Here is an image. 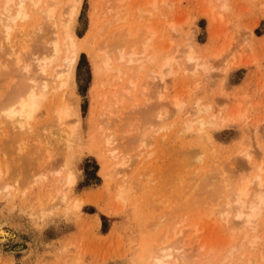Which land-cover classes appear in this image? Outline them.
<instances>
[{"label": "rangeland", "instance_id": "obj_1", "mask_svg": "<svg viewBox=\"0 0 264 264\" xmlns=\"http://www.w3.org/2000/svg\"><path fill=\"white\" fill-rule=\"evenodd\" d=\"M105 1L106 0H81V9L74 25V33L76 37L80 38L81 40L82 39L83 40L87 39L88 41L92 40L90 42L92 45L90 44L89 53L83 51V53L81 52L79 54L78 61L73 71L71 85L57 90L56 92L58 95L56 94V92H53L52 95L49 96L51 98L48 97L44 101V104L42 102L41 105H39V107L37 108V110L31 115V119H29L28 124L30 123L29 125L31 126L32 129L30 128L29 125L25 127V128L28 127L30 128V130L28 128L29 130L28 132H30L28 135L25 129L24 131L21 130L23 132L19 137L17 131H16L17 134H15L13 129L14 127L13 125L15 124H10L9 121H5V119L4 120L2 119L4 116L2 117L1 114H3L4 111L3 109L7 105L6 104L7 100L9 103L11 102L10 104H12L13 101H11V99L9 101V97H12L13 100H15V96L13 95L14 92L19 91L18 89H21V86L19 85L20 84L19 81L21 80V77L19 76L20 79L19 80L18 74L15 73L17 75L16 77V75L14 74V70H12L13 75H15L16 77V81H14L15 79L12 80V77L14 76L11 75L12 74L10 72L11 69L10 70L8 69L9 70L8 71L6 70V68H4L6 71L5 70L2 71L3 68H1L0 66L1 68L0 106L3 107L5 105L2 109L0 108L2 110L1 111L2 113H0V118L2 117L0 119V123H1L0 126H2L1 127L2 129H0V168H1L0 177L3 176L2 178H0V182H1L0 183V224L4 230H6L8 233L11 234L10 236L4 238L6 239V241H1L2 239L0 237V264H133L132 261L133 258L136 257L139 250L141 248H144L146 242H148L147 238H149V234L153 233V235L151 234L150 235L155 236V233L157 234V232H160L162 230L161 227L164 228L165 225H170L163 222V220H165V217L167 218L166 221L168 220V223L173 221L172 219H169L168 218L169 215L168 214L165 215V213L173 212L174 215L172 213L170 217L172 218V216H176L175 214L177 212L175 213V211H177V209H179L178 212H180V210L183 209V211H181V215H178L179 214L178 213L177 214L178 217L175 218L173 217V219H175V222H177L176 220L179 219H180L179 221H182L181 218L185 212L184 211L185 208L186 209L188 208V212L187 211L186 212L189 213V214L185 213L184 214L185 217L183 216L186 219V222L193 221L194 219H196V221L197 219L198 220L201 219L202 221L204 220V222H206V225L204 224V226L206 227L204 228L205 229L204 235H206V237L209 238V240L211 241L210 242L211 247L214 250L212 251L213 254L211 253L212 254L211 262L214 260L216 261L215 264L217 263V261L219 264L225 258L226 260L225 261L223 260V264L228 263V260L230 262L229 264H234L235 261L236 263H238L237 260H239L241 256V261H242L241 264H245L247 259H252L250 264H263L264 260L263 262L260 261L262 259H260L261 256L260 258L258 257L259 256L258 254H259V249L264 248V233H263L264 206L261 208V211L257 216V218L255 219L254 224L252 223L248 225L247 224L243 225L242 223H245L243 222L244 221L243 219H240V221L237 223V219L235 221L233 215H230L232 214L231 210L234 207H232V209L229 210L228 214L230 218H228V216L227 218L225 217L226 216L225 213L227 214L228 209H226L227 208L226 206L223 207L224 202L223 204H221L222 206L219 203L215 205L220 206L219 208L223 209V211L227 210L226 212L222 213L221 212L222 210L218 209L217 207L215 208L214 207L215 205L213 206L214 202L210 201V199L214 197V195L219 193H217V191L216 193H213L215 191L212 188L211 189L213 191H209L210 188L209 189L207 188L208 190L207 192L205 188L206 186H208L207 182L208 184L212 183V181L215 183L213 179L217 174L219 175L220 168L217 169V167H220L219 166L220 162L221 161L227 162L229 159H231L232 162V158L238 159L239 157L238 154L243 155L244 153H249L251 155V161L250 162L245 161L246 162L245 165L248 167L247 169L245 170L241 169V167H239V165L237 166V164L235 167H233L235 163H238V161L240 160L241 163L240 162L239 163L243 165V161L245 157H243V159L241 157L238 160L236 159V162L233 159L234 161L233 165L232 163L230 164L229 162L230 169L229 168L227 169L226 167L227 165L224 166L225 163L221 162L222 164H224L223 165L224 168H222L223 166L221 165L222 166L221 171L228 170L227 172L234 173L233 171L237 170L236 173H234L236 175L234 174L230 175V176L233 175L236 176L235 178H233L232 184L237 183L236 181L240 179L239 176H241L242 179L243 177L246 178L247 176L249 178L250 176L251 178H253L256 174H258V171L256 169L257 166H261V164L262 166H264L263 163L264 162L263 161L264 160V0H224L226 2L224 4H226L225 6H227L226 9L229 8V10L223 8L222 9L223 11L220 9L221 6L219 7L221 0L219 1L209 0L210 2L208 0H179V2H177L176 0H166V5L158 4L160 3V0H158L159 2L156 3L157 7H155V9H151L149 5L148 7L150 9H147V7H145L147 6L146 4L147 2L145 0L142 1L146 2L145 3L146 5L140 7L139 5L142 4V2H140L141 0L140 1L121 0L123 4L120 1L121 3L120 7L118 6L119 2L113 3L114 1H112L111 3L112 4L117 3L116 4L117 6L115 7H119L120 9L121 8L123 9L124 6L126 5L125 7L127 8V10L125 9L126 12H123L124 9L123 10L121 9L122 10L121 12L123 13H120L121 15L120 14L119 15L122 17H125L127 14L128 15L125 17V20H123L124 22L119 21V23H113V25H110V27L107 26V28L105 26V28L103 27L105 29L104 30L103 28H101V25L104 23L106 19H108L113 14V12H109L108 14L106 13L103 14ZM136 2L138 5L135 4ZM136 7H138V11H136L137 13L135 12ZM140 9L144 11L146 10L145 12H147L148 10V13L147 14L145 13L146 17L145 14L142 13L143 17L139 18ZM151 10L153 11L155 10V11L153 12ZM204 12H206V14ZM133 14L135 16H132ZM137 14L139 15L136 17ZM148 14L151 17L149 16L148 18L147 17ZM144 17L145 19H143ZM210 18L213 20L211 21ZM136 19L137 21H140V24H137L138 22L136 21ZM146 19H148L149 23L146 22L147 21ZM185 19H187L186 20L187 22L184 21ZM168 20L169 22L173 21L174 23L176 21L178 22L182 21L181 23L185 22L184 24H180L177 22L181 26L178 25L180 26L179 29L180 32L179 30L175 32V36L174 33H172V31H169V29H167L168 27H166V31H164L165 30L164 27L167 25ZM135 21L138 27L135 24ZM142 21L143 23L146 22V24H143ZM129 22L131 23V26ZM156 23L157 24L161 23V24L160 26H158ZM32 24L29 25L31 26ZM104 24L106 25V22ZM125 24L127 26L129 25L126 28L129 29L131 32L132 30L135 31L137 28L140 27L139 29H137L136 34L140 32L138 30H140L142 27H144L142 28V30L143 29L144 30L148 29L149 31L156 30L155 31L156 34L155 32L152 31L154 36L152 39V46L154 48L155 47L161 48L160 45L162 46L163 44L166 45L167 44L166 41H168L169 42L168 47L166 46L165 48L166 53L163 51L164 47L161 48L163 49L162 54L164 55L165 53V55H168L171 54L170 52L172 50H174L172 55L176 56V60L178 59L180 61H176V63L175 62L172 63L168 75H166L167 72H164L163 70L164 74L165 73L166 74L162 78V80L152 78L151 76L152 72L150 73L151 77L148 74H146L148 73L146 71L138 72V70L135 69L136 66L135 64L132 67L133 70H129L128 66H126L129 72H127V74L124 75V78L122 76V81H119V84L121 85L123 81L132 79V81H134V83L136 84V87L132 89L131 92L132 94L129 95V97L132 98L126 96L128 98L126 99L127 101L130 102L133 101L132 102L133 108L130 107L129 110L128 108L132 103L129 104V102L126 101L125 102L127 105L124 107L127 109V112L131 113L132 109L135 108L133 111L137 109L139 110L140 113L143 112V115L142 113L140 114L138 111L136 112H138L139 114L136 112L134 113L132 111L134 115L133 113L132 115H130L129 113L130 115V116L128 115L130 117L129 118L127 115L124 116L122 111L117 112L119 118L115 121L116 123L114 122L113 119V126H114L113 127L111 125L112 120L110 121L111 123L108 122L109 118L113 116V114L110 115L109 117H101L102 119L101 121L100 120L101 114L99 112L102 111L104 112L105 106L107 105L104 104L105 102L107 103V101L105 100H108V98H110V96L107 97L108 94L111 95V93L113 94V92L116 93L115 90H117L118 92L119 87L123 86V84L125 83H123L120 86L116 81L117 79L115 80L112 78L115 74L114 71H112L113 73L109 72L105 74L98 73L95 71V65L97 66L99 64V59H96L98 57L96 53L94 54V52L97 51H94V49H96V47L99 46L97 45V41L99 38L104 40L107 38V35H110L111 32L109 31L113 30L111 28L116 29L121 26H126ZM29 25L28 28L30 27ZM99 28L100 30L103 29L104 32L103 30L98 32L97 30H99ZM124 28L125 27H122V29ZM162 31L163 34L161 33ZM92 32H94V34ZM96 32H98L99 34L101 33L99 35V38L97 37L98 34L95 35ZM102 32L105 34L103 35ZM160 33L162 34L161 36ZM139 34L142 35V33H138L137 35L139 36ZM157 35L159 37L158 38L159 40L156 39ZM183 35H186L185 38L183 37ZM187 39L189 40V43L186 42ZM175 40H176V46L174 43ZM161 41L162 44H160ZM183 41L188 44L183 43V47L184 46L185 47L182 48V50L187 48V45L191 44V46H193L195 50L199 52L197 53L200 56L203 54L201 58H204L206 62L209 60V58L210 59L213 58L207 56L208 55L210 56V54H214L215 52H218L217 51L218 49L221 50L223 54L218 60L215 59V61L211 62L210 60V62L209 61L207 62L208 71L206 70V72L203 71L204 73H201L199 69L193 72V70L191 71L190 65L189 64L186 65L187 63H185V61L182 60L184 59L183 57L185 56V55L184 56L182 55L183 57L181 56V53L183 51L180 53L179 51L181 50L178 49L177 47V44L182 45ZM100 42L98 44H100ZM169 45L170 48L172 47L173 49L171 48L170 50ZM127 46H129V44ZM138 47L139 46L137 45L136 48ZM174 47H177L176 49H178L179 51L175 52ZM206 47L208 49H206ZM222 48L225 51H223ZM226 49H228L232 53L227 51ZM182 62L185 63L184 67H183L184 63L182 64ZM239 62L241 66L239 65ZM236 64L237 66L238 65L239 66L236 67L235 66ZM186 67L188 68L190 67L189 68L190 71ZM123 68H125V65L123 66ZM165 69H166L165 71H168L167 68ZM132 71L136 74L134 75L133 73L131 74ZM7 72H9L11 75V76L8 75L7 76L8 78L4 77V74ZM145 74L151 79L144 76ZM135 75H138V77L141 75L142 76L141 79H144L142 80L144 81V83L142 81H139L140 78L138 77H137L138 80L135 81L136 80ZM157 76L155 77L157 78ZM133 77H135V80ZM2 78L4 79L2 80ZM111 79H113L114 83L112 82ZM149 80L150 81L153 80V82L151 81L147 87V85H145L147 84L145 83V81L148 82ZM158 81L162 83H159ZM139 82H141V84H138ZM16 83H19L16 85L17 87H13L14 86L13 84ZM115 83H117L118 88L114 87L117 86ZM144 85L147 88H145ZM113 87L115 88V90H113L114 89ZM139 88H141L140 93H139ZM14 89L15 91L11 94L12 96L9 95ZM142 89L145 91L146 94L142 92ZM188 90H191L192 92L189 91L190 92L189 94ZM157 92L159 93V95L160 94L163 95V96L160 95V99ZM16 93L17 92H15V95ZM62 94L69 99L72 100L75 99L74 101H76L79 110V124L75 130V134L77 137L75 140V145L73 146L72 149V151L75 152L74 153L72 152V156H71L72 170H74L73 172L76 179L74 185L67 187L68 189L65 188L67 189V193H66L67 196L65 197L64 200L60 201L61 199L59 198V196H57L58 194L56 193V191L59 190L63 191L65 187V183H66L64 180L65 168H63L64 169L63 170L62 168L59 167H62L64 165V164L62 165L61 162L65 163V159H63V156L64 153L66 155V152H65V148H64V153L62 151L63 148L61 149L62 146H60V144L62 140H60L61 136L59 137L61 133H59L57 129L58 127L56 125L54 118H53L54 123L52 122L51 115L53 114L49 111V109L52 110L51 108L56 104V101L58 102L62 98L61 96ZM104 94H107V96H105L104 100H101V97L103 99L102 95ZM139 94H143L144 96L143 95L142 96L146 98L145 102L149 103V104L147 103L149 106L146 105L147 106L146 108L144 106L143 108L141 107L142 105L140 104L141 103L143 104V100L141 101L140 98L143 97L142 96L140 97ZM5 95H8L7 96L8 98L5 97ZM154 98L158 100H155ZM174 98H176L175 100L179 101L180 104L182 103L181 106L183 108H181V112L185 111L187 108L188 109L191 108L192 112L197 111L196 113H193L194 114L193 117L195 118V121L192 119L193 118L192 116H191L192 117L191 121H193V123H191L190 121L191 126L193 127L192 128L193 134L192 133L191 135L190 134L188 135L187 133L184 134V137L189 136L186 139L182 137L183 133L180 131V129H178L180 127L181 112L177 113V111H175V108L170 106L172 104L170 101L172 100L173 102ZM49 99L52 100L50 101ZM135 100L137 106H135L136 104H134ZM145 102L143 105L146 104ZM1 103H3V106ZM50 103H55V104L54 105L51 104L53 106H51L50 108L49 107ZM168 103L170 105H168ZM44 107L46 108V110ZM125 108H120V109L123 110L125 113L126 112ZM146 109L150 111L148 112ZM173 109L176 113H174V111L172 112ZM126 116L130 120H128ZM124 118H126L128 121L124 120ZM218 118L221 119L218 120ZM103 119H106L107 120L106 122L108 123H105ZM209 122L212 124L209 125ZM46 123H50L49 125L47 124L49 127H46L47 126L45 125ZM99 125L100 128H98ZM107 125H111L110 127L112 128L110 127L108 128ZM203 125L204 127H201ZM15 126L18 125L16 124ZM52 126H54L55 129L52 128ZM105 127H107L106 129H108V131L105 129ZM47 128H49L50 131L46 130ZM195 128L203 129V131H200L199 129H195ZM51 129H54L52 130L54 132H52ZM196 130L198 133L196 132L195 134L194 132ZM45 131L48 134H45ZM110 131L113 134L111 137L114 136V138H116L114 139L116 140L114 141L115 142L114 145L111 144L112 148L114 147L116 148L115 152L116 153L118 152L117 154L115 153L116 160L111 159L110 157H106L108 156V154L107 153L105 154L106 151L104 150L110 147H107L104 144V142H102L106 139L105 134L107 135L110 134L111 133ZM18 132H20L19 129ZM180 132L182 135L180 134ZM22 134L24 135L23 138H21ZM57 135L58 138H56ZM17 137H19L18 138L19 142L17 140ZM39 137L40 138L48 137L47 138L48 141H51L50 139L51 137L52 138L54 137L55 139L53 138L51 144H49L50 142L49 143L46 142L47 143L46 144L45 141L44 140L41 141ZM104 137L105 139L103 140ZM108 137H110V135ZM108 137L107 139H109ZM6 139L7 141H5ZM35 139L36 141H39V143H43L42 145L44 147L45 146L47 147L48 145L49 148L47 147L48 148L47 149L45 147L46 149H44V147L41 145L43 148L38 147V149H36L37 145L35 144H38V142H36ZM57 139H59L60 141H58ZM9 140L10 142H8ZM14 141H17V143ZM20 141H23L24 143ZM55 141L56 143L59 144L60 149H57L58 144H56ZM184 142H186L188 145V147H186L185 149L183 147L184 145L185 146L187 145ZM52 143L55 145H52ZM87 145L90 149L89 148L87 149L86 147ZM21 146H22V150L19 149L21 148ZM55 146L56 148H53ZM196 146H197V150H196L197 155L195 154V151L193 152V148L196 149ZM100 148H102L103 150ZM188 148L190 149L192 148L191 151L194 154L192 156L202 157L203 160L200 158V160L202 161H199L196 159V157L193 158L192 156H190L192 153L189 154L190 149L188 150ZM200 148L203 150L201 151ZM39 149L40 151H37ZM199 149L200 152L203 153L204 151L205 154H201L202 156L199 155L200 154V152L198 151ZM17 150L19 152H17ZM58 150L62 152L60 153ZM183 150L185 152L186 150L187 152L189 151V153H187L186 156H188L189 154V158H191V160L193 159V161L194 159H196L197 163L195 164V162H191V160L186 163V156H184L185 152ZM47 151L49 152V156H50V157L48 156L49 158H47V156L45 157L46 154L45 152ZM77 151L79 152V154ZM41 152H44L45 154ZM52 152L56 155H53ZM180 152L183 154V156H181L182 154ZM33 153L34 154L38 153V155H34ZM206 153L208 154L206 155ZM41 154H43V156ZM51 154L53 157L51 156ZM38 156H41L42 158ZM60 156L62 157L60 158ZM189 158H187V160H189ZM177 159L181 161L178 163ZM1 161L3 162V164ZM120 161L121 162L123 161V164L125 165H121V166L117 165V163ZM198 161L200 162L201 165L198 164ZM203 161H204V165H203ZM184 162L186 166H189L187 164H191V163L194 164H191L192 167L190 166L191 168L188 167V169L184 167L185 165H183L181 168L179 165H177L179 168L177 169L175 168L176 164L181 165L184 164ZM212 162L214 163L218 162V164H216V168H214L215 165L213 166L214 163L212 164ZM259 162H261V164ZM114 164L117 165L116 166L117 168L114 167L115 166ZM202 165L204 167H202ZM245 165L243 167H245ZM194 166H195L194 169L196 168L199 169L195 170L196 173L194 172L192 174L193 176L196 175L195 177H197L198 179H199L198 176L199 173L202 175L203 173H211V174H208L207 177H203L206 175L205 174L202 176L203 178L200 177L199 180H196L195 177H189V173L192 172L190 170H193ZM212 167L215 170L212 169ZM231 167L233 169L235 168V170H232ZM236 167L237 168L239 167L240 169H237ZM182 168L183 169L185 168L186 170L183 171ZM57 169H59L58 175L56 174ZM110 169H112L113 171ZM216 169L218 172L217 174H216ZM179 170L180 171L182 170L181 171L182 173H180ZM202 170L203 171L212 170V171L202 172ZM117 171L119 172L118 176H117L118 174ZM177 171L178 174H175ZM177 175H180L179 177L182 178V180L180 178L181 180L180 182L179 181L177 182L176 181L177 179H175L178 177ZM210 175L211 176L214 175L211 178L212 180L209 179ZM188 177L191 180L194 178L192 182L196 183V181H198L197 183L199 184L201 182L206 183V186L204 185L201 186V184L198 185V187L201 186L200 190L196 186L197 183L196 185L195 183H192V185L194 184L193 186H195V188L196 187L198 188L199 192L196 191L197 189L193 191V187H192V192H191L192 194L191 193L190 195L188 194L190 196L189 197L190 199L188 198V196H186V198L189 199L186 200L188 201V203H190L191 201L192 203H194L193 201H195L194 205H191L192 203L188 204L187 201L186 203H184L185 200L183 199L185 197L182 199L183 203L182 200L179 201L180 199L177 198L180 197L179 193L181 192L182 188L183 190H186L188 188L187 185H189V187L192 186L191 182L188 184L190 180ZM261 177L264 178V173H261ZM59 179L62 182H60ZM125 179H127V181ZM145 179H147V181L149 182H147ZM217 179L218 177L216 176L215 180ZM185 181L187 183H185ZM219 181L221 182L220 179L216 182L219 183ZM124 183H126L125 184L126 188L123 189V187H121L120 190L119 189L120 185L124 186ZM183 184L185 185L187 184V185L185 186ZM220 184H216V185H220ZM172 185L173 187L175 186V188H173ZM203 186H204L203 188L204 190H202ZM185 187L187 188L184 189ZM212 187H215L213 183H212ZM183 190H182V194L184 196L185 193H183L184 192ZM217 190L218 192L221 191L220 193H222L224 189L221 187V190H219L218 188ZM186 191H188V189ZM117 192H119L118 194L119 195L121 194V196L117 195ZM196 192L197 195L194 196ZM224 194H226L225 191L222 194H219L220 196L218 197L220 198L222 196H225ZM50 196L52 198L56 197L54 199L55 202H60V204H62L63 202V204L65 205L62 204L63 206L59 207L60 205L58 204L57 207L54 201H52L54 203V207L53 205L52 206L50 205V208L48 207L46 210V208H44L47 205L45 202H47L48 199L47 197ZM117 196L122 198H119ZM180 198H182V195ZM38 199H40L39 200L40 204L36 203L38 202L37 201ZM42 199L45 201H43ZM165 199L166 201H169V203L167 202L164 203ZM204 199L206 201H202ZM214 199L212 198V200ZM223 199L222 198L218 200L215 199V202L217 203L219 201L221 203L220 200L224 201L225 199L224 200ZM49 201L50 200L48 199V202ZM197 202H199L200 205ZM210 202L211 203L213 202L212 205H210L211 204ZM73 203L74 205H77V209L72 205ZM38 204L40 209L38 207ZM179 204L181 206H179ZM207 204L210 206V208L212 206L213 209L215 208L214 210H212L214 212L213 213L214 216L213 217L210 216L213 215L210 213L209 217L203 216L201 218V216L199 215L202 214L201 212L203 208H204V214L208 212L207 209H209L208 208L209 206L207 207ZM196 205H199L202 208H200L199 206L197 207ZM189 206L190 207L193 206L194 209L190 208L193 209L192 210L193 213L190 212ZM116 208H119L120 210L115 212L114 210ZM41 209L43 210V213ZM65 209H67L65 211L66 213H64ZM173 209L175 211H173ZM217 209L220 210L219 212L221 213V215H224L223 217L226 218V221L225 219L223 221V217L222 216L220 217L219 216L220 214L215 212L218 211ZM196 210L198 211L199 214L197 213ZM205 210L207 212H205ZM161 211L162 213L166 211L163 214V216L165 217H162L163 223L161 222V220L159 222L160 219L159 216L161 214L160 213ZM41 214L44 215L43 218ZM149 215L151 218L148 217ZM155 215L156 216L158 215L159 219L156 217L158 219L156 220L159 222V223L157 222L158 225H161L158 226L157 230H156L157 225H155L156 222L155 224H153L152 221H154V219L151 220L152 218L155 217ZM189 215H191L190 217L192 218H189ZM231 216L234 219H231ZM207 219L209 221V224H207L208 222ZM230 219L233 224H230L231 223ZM148 221L149 224L152 225L151 226L147 224L148 227L150 226L151 229H153L152 227L156 226L155 230H153L150 233H148L150 231L149 228L145 229L144 227H146V225L142 224L144 222L147 223ZM183 221L185 220L183 219ZM236 224L237 225L242 224V226H237ZM243 226L244 228H242ZM231 228H234V230ZM237 228H239L238 231ZM249 228L250 229L256 228V231L254 230L250 231ZM115 231L117 232L119 237L118 235H116ZM120 233L122 234V237ZM145 235L146 236L148 235L146 240L143 239L144 237H146ZM229 235L233 237L234 242L232 241V239L231 240L229 239L230 237L228 238ZM244 235L246 236L245 239L246 241L243 238ZM227 238L229 239V241H231L229 243L230 245H232V248L239 247V249H237L239 253L235 250L234 252L233 250L230 251V245L226 246L224 244L225 242L228 241ZM256 238L259 240V241L256 240L255 242L256 245L254 244L251 247L249 244H247L248 241H250V239L253 240ZM140 241L142 245L141 247H138L140 246L138 244H141ZM236 245L238 246L236 247ZM135 247H137L138 249H136ZM225 247L226 248L229 247L228 248L229 250L225 249ZM225 250L227 251L226 255L224 254V252H226ZM125 251L126 253H124ZM127 251L129 252V254ZM230 252H231L230 255H232V257L228 255V253ZM130 253L132 254L130 255ZM222 254L224 255L222 256ZM262 255L264 257V253H262ZM229 257L231 259H229ZM258 259L260 260L258 261Z\"/></svg>", "mask_w": 264, "mask_h": 264}, {"label": "bare ground", "instance_id": "obj_2", "mask_svg": "<svg viewBox=\"0 0 264 264\" xmlns=\"http://www.w3.org/2000/svg\"><path fill=\"white\" fill-rule=\"evenodd\" d=\"M112 1H114L113 3H115V2H119L118 4V6L120 7V4L122 3L123 4V0L121 1V0H106L105 1V6H104V12H103V14H108L109 12H113V14L112 13H110V14H112L108 19H106L105 21H104V23L106 22V25L103 23L102 25H101V28H105V26H106V28H107V26H109L110 27V25H113V23H119V21H123V20H125V17L128 15H126L125 17H122V16H120L121 14L120 13H123V12H126V10H127V8H125L126 7V5L124 6V11L123 12H121L122 10L119 8V7H115V6H117L116 4H112L111 2ZM120 1H121V3H120ZM126 1H128V0H126ZM140 1V0H139ZM144 1V0H143ZM142 0L140 1V2H142V4L141 5H139V7L140 6H145L146 4H147V6H145V7H147V9H155V7H157L156 6V3H158L159 1L157 0V1H155V0H145L146 2H143ZM177 2H179V0H176ZM209 1V0H208ZM219 1V0H218ZM125 2V1H124ZM138 2V1H137ZM137 2L135 3L136 5H138L137 4ZM210 2V1H209ZM139 3V2H138ZM146 3V4H145ZM224 3H226L224 0L222 1L221 0V2H220V5H219V7L221 6V10L223 9V8H225L226 9V7L227 6H225L226 4H224ZM158 4H163V5H166V0H160V3H158ZM148 5H149V7H148ZM159 6V5H158ZM122 7V6H121ZM134 7V6H133ZM135 8V7H134ZM80 9H81V0H0V56H2V57H0V63H1V68H3V70L2 71H4L5 69L4 68H6V70H10L11 69V75H13V72H12V70H14V74L16 73V74H18V79H19V76L21 77V80L19 81V83H16V84H13L14 86L13 87H17L16 85L17 84H19L20 86H21V89H18L19 91H15V89L14 90H12V92L9 94V95H11L14 91L15 92H17L16 93V95H15V92H14V96H15V100H13V98L12 97H9V101H10V99H11V101H13L12 102V104H10L9 102H8V100H7V105H8V103H9V105H8V107H7V105L4 107L3 106V103H1L2 104V106L4 107V111H3V114H1V116L3 117H1L3 120L5 119V121H9V123L10 124H17L18 126H15V125H13L14 127H13V129H14V132H15V134H19V137H20V135H21V133L25 130L26 132H27V135L30 133V132H28L29 130H30V128H31V126L28 124V122H29V119H31V115L37 110V108L39 107V105H41V103L43 102V104H44V101L49 97V96H51L52 95V93L53 92H56L57 90H59V89H61V88H63V87H66V86H69V85H71V83H72V76H73V71H74V68H75V65H76V63H77V61H78V58H79V54L82 52L83 53V51H86L87 53H89V49H90V42L92 41H88L87 39H85V40H81L80 38H77L76 37V35H75V33H74V25H75V22H76V19H77V17H78V15H79V13H80ZM126 9V10H125ZM129 9V8H128ZM131 9V8H130ZM224 9V10H225ZM228 10H229V8H227ZM226 9V10H227ZM136 11H138V7H136V9H135V12ZM142 11V12H141ZM144 10H139V12H140V15L139 14H137L136 15V17L139 15V18H142L143 17V14H147L148 13V10H147V12H143ZM151 11H153V10H151ZM155 11V10H154ZM153 11V12H154ZM223 11V10H222ZM128 13V12H127ZM137 13V12H136ZM143 13V14H142ZM205 14H206V12H204ZM120 14V15H119ZM142 14V15H141ZM146 14H145V17H146ZM151 14V13H150ZM203 14V13H202ZM132 16H135L134 14L132 15ZM149 14H148V18H149ZM153 16V15H152ZM155 16V15H154ZM211 16V15H210ZM220 16V15H219ZM145 17L143 18V19H145ZM151 17V16H150ZM221 17V16H220ZM219 17V18H220ZM128 18V17H127ZM126 18V19H127ZM133 18V17H132ZM164 18H165V16H164ZM194 18V17H193ZM142 19V20H143ZM211 19V18H210ZM135 20V19H134ZM147 20V21H146ZM146 20H144V21H146V22H148V19H146ZM187 19H185L184 21L185 22H187L186 21ZM192 20V19H191ZM213 19H211V21H212ZM136 21H137V19H136ZM136 21H135V24H136ZM165 21H167V20H165ZM175 21V20H174ZM124 22V21H123ZM138 23L137 24H140V21H137ZM146 22L145 23H143V21H142V23L143 24H146ZM173 22V21H172ZM169 22V20H168V22H167V25L164 27L165 28V30L164 31H166V27H168L167 29H169V31H172V33H174V36H175V32H177L179 29H180V24H184L185 22H183V23H181V22H178V21H176L175 23L173 22ZM180 23V24H178V23ZM33 23V24H32ZM130 23V22H129ZM149 23V22H148ZM148 23H147V25H148ZM165 23V22H164ZM29 24H32L31 26L29 25ZM136 24V25H137ZM143 24H141V25H143ZM153 24V23H152ZM157 24V23H156ZM161 24V23H160ZM160 24H157L158 26H160ZM28 25L30 26L29 28H28ZM104 25V26H103ZM126 25V24H125ZM136 25H135V28H136ZM163 25V24H162ZM178 25H180V26H178ZM118 26V25H117ZM129 26V25H128ZM127 25L126 26H121V27H118V28H116V29H114V28H111V29H113L112 31H109V32H111L110 33V35H107V38L106 39H104V40H102V39H100L99 38V35L101 34H99L98 32H100L101 30H103V29H101L100 30V28H99V30H97L98 32H96L95 33V35L96 34H98V41L100 40V41H102V42H100V44H98L99 42L97 41V45H99L98 47H96V46H94V47H96V49H94V51H97V52H94V54L96 53V55H97V57L98 58H96V59H99V64L96 66L95 65V71L96 72H98V73H109V72H111V73H113L112 71H114L115 72V74H114V76L112 77L113 79H117L116 81L118 82V84H119V81H122V76H123V78H124V75L125 74H127V72H129V70H133V65L135 64L136 66H135V69H137L138 70V72H143V71H146V72H148V73H146V74H148L149 76H150V73L152 72V78H154V79H160V80H162V78L165 76V74H164V72H167V74L166 75H168L169 74V70L171 69V65H172V63L173 62H175L176 63V61H180V60H176V56H173L172 55V53L174 52V50H172L170 53L171 54H168V55H165V53H166V51H165V48H166V46L168 47V41H166V45H164L163 44V46L162 45H160V44H162V41H161V43L159 44L160 45V47L161 48H163L164 47V50L163 49H161V48H157V47H155V48H157V49H155L153 46H152V39H153V33H152V31L153 32H155L154 30H151L150 28V30L151 31H149L147 28H145V29H147V30H142V28H144V27H142L140 30H138V31H140V32H138V33H142V35L141 34H139V36H141V37H139L137 34H136V31H137V29H139V28H137L135 31H133L132 30V32L129 30V29H127L126 27H128ZM130 26H131V23H130ZM108 27V28H109ZM122 27H125L124 29H122ZM134 27V26H133ZM137 27H138V25H137ZM162 27V26H161ZM96 28V27H95ZM182 28V27H181ZM110 29V28H109ZM133 29V28H132ZM163 29V28H162ZM105 30V29H104ZM104 30H103V32H104ZM142 30V31H141ZM159 30V29H158ZM190 31V30H189ZM90 32V31H89ZM102 32V33H103ZM179 32H180V30H179ZM93 34H94V32H92ZM162 34H163V31L161 32ZM160 33V36L162 35ZM188 33V32H187ZM187 33H185V34H187ZM90 34V33H89ZM105 33H103V35H104ZM109 34V33H108ZM136 34V35H135ZM155 34H156V32H155ZM159 35V34H158ZM158 35H157V38L156 39H158L159 37H158ZM190 35H192V34H190ZM87 36V35H86ZM90 36V35H89ZM136 36H138V37H136ZM185 36L186 35H183V37L185 38ZM94 37V36H93ZM101 37V36H100ZM190 37V36H189ZM92 38V37H91ZM161 38V37H160ZM191 38V37H190ZM189 38V39H190ZM88 39H89V37H88ZM93 39V38H92ZM97 39V38H96ZM163 39V38H162ZM183 39V38H182ZM159 40V39H158ZM167 40H168V38H167ZM96 41V40H95ZM157 41V40H156ZM164 41V40H163ZM171 41H172V39H171ZM170 41V42H171ZM186 42H188L189 43V40L187 39L186 40ZM186 42H182V45H179V44H177V47H178V49H180L181 51H179L178 49H176L177 47H174V49H175V52L177 51H179L180 53L182 52V53H184V54H182L181 53V56L183 55H185L183 58L184 59H182V60H184L185 61V63H187L186 65H190V67H191V71L193 70V72H195V71H197V70H199V71H201V73H204V72H206V70H207V68H208V61L210 62V60H211V62L212 61H215V59L216 60H218L220 57H221V55L223 54L222 53V51L221 50H217L218 52H215L214 54H210V56L208 55L207 57H213V58H209V60L208 59H206V60H208L207 62L204 60V58H201V56L203 55H199L198 53V51H196L195 50V48L193 47V46H191V44L190 45H187V48H185V49H183L182 50V48H184L183 47V43L185 44ZM93 43V42H92ZM96 43V42H95ZM172 43V42H171ZM175 46H176V40H175ZM188 43H186V44H188ZM194 43V42H193ZM129 44V46H127ZM92 45V44H91ZM96 45V44H95ZM139 46L138 48H136V46ZM159 45H157V46H159ZM171 45V44H170ZM170 45H169V48H170ZM172 45H174V44H172ZM194 45V44H193ZM126 46H127V48H126ZM181 46V47H180ZM172 48V47H171ZM171 48H170V50H171ZM198 48V47H197ZM168 49V48H167ZM173 49V48H172ZM206 49H208L207 47H206ZM229 49V48H228ZM228 49H226L227 51H229ZM165 52L164 53V55L162 54L163 53V51ZM185 50V51H184ZM222 50H223V48H222ZM201 51V50H200ZM204 51V50H203ZM223 51H225V50H223ZM198 52V53H197ZM205 52V51H204ZM229 52H231V51H229ZM85 53V52H84ZM232 53V52H231ZM91 54V53H90ZM93 54V55H94ZM179 55V54H178ZM214 55V56H213ZM205 56H206V54H205ZM204 56V57H205ZM229 56H231V55H229ZM94 57V56H93ZM236 57V56H235ZM224 58V57H223ZM214 59V60H213ZM234 59V58H233ZM235 60V59H234ZM237 61H238V59H237ZM94 63V62H93ZM184 62H182V64H183ZM185 63H184V65H183V67L185 66ZM238 64V63H237ZM237 64L235 65L236 67H238L239 65H240V62H239V65L237 66ZM125 65V68H123V66ZM233 65H234V62H233ZM3 66V67H2ZM12 68H11V67ZM126 66H128V69H127V67ZM179 66V65H178ZM177 66V67H178ZM241 66V65H240ZM8 67V68H7ZM181 67V66H180ZM189 67V68H190ZM1 68H0V70H1ZM165 68H167L168 69V71H165L166 69ZM186 68H188V67H186ZM185 68V69H186ZM188 68V69H189ZM125 69H127V70H125ZM5 70V71H6ZM8 70V71H9ZM163 70H164V72H163ZM180 70V69H179ZM187 70V69H186ZM185 71V70H184ZM188 71V70H187ZM189 71H190V69H189ZM204 71V72H203ZM208 71V70H207ZM110 73V74H111ZM133 73V75L134 74H136V73H134L133 71L131 72V74ZM2 74H3V72H2ZM7 74V75H6ZM15 74V75H16ZM130 74V75H131ZM144 75V76H146L147 78H150V77H148L147 75ZM155 74V75H154ZM164 74V75H163ZM11 76L10 75V73L9 72H7V73H5L4 74V77H7V76ZM15 75H13L14 77H15ZM129 75V76H130ZM158 75V76H157ZM2 76V75H1ZM109 76V75H108ZM155 76H157V78L155 77ZM14 77H12V80H14V81H16V77H17V75H16V77L14 78ZM102 77V76H101ZM125 77H127V76H125ZM135 77H136V80H135ZM135 77H133L134 78V80L135 81H137L138 80V78H142V76L140 75L139 77H138V75H135ZM138 77V78H137ZM146 77H143V78H146ZM8 78V77H7ZM104 78V77H103ZM102 78V79H103ZM110 78V77H109ZM129 78V77H128ZM131 78V77H130ZM1 79V78H0ZM4 78H2V80H3ZM101 79V78H100ZM113 79H111L112 80V82H113ZM139 79V81H142V80H144V79H141L140 80ZM151 79V78H150ZM8 80H10V79H8ZM96 80V79H95ZM108 80V79H107ZM115 81V82H116ZM152 82H153V80H151ZM150 80L147 82V81H145V83H147V84H145V85H147V87H148V85H149V83L151 82ZM164 81V80H163ZM3 82V81H2ZM143 83H144V81H142ZM159 83H162V82H160V81H158ZM158 82H157V84H158ZM114 83V82H113ZM112 83V84H113ZM122 83V82H121ZM123 83H125V84H123ZM123 86H121L120 84V86L121 87H119V91L117 92V90H115V88L114 87H117L118 88V85H117V83H115L117 86H114L113 88V90H115L116 91V93L115 92H113V94L111 93V95H109L108 94V96H107V94H104V95H102L103 96V99H102V97H101V100H104V98H105V96H107V97H109L110 96V98H108V100H105V101H107V103L105 102L104 104H107L106 106H105V109H104V112L102 111V112H99L100 114V120L102 121V119H101V117H109L110 115H112L113 114V116H111L110 118H109V120H108V122H110L111 120V125L113 126V119H114V122L119 118V116H118V113L117 112H120V111H122L123 112V115L125 116V115H129V113L130 112H127V109L124 107V106H126L127 104H126V102H129V104H131L133 101H127L126 99H128L127 97H129V95L130 94H132L131 92H132V89L133 88H135L136 87V84L134 83V81H132V79L130 80V79H128L127 81H123ZM108 84V83H107ZM110 84H111V82H110ZM138 84H141V82H139ZM152 84V83H151ZM150 84V85H151ZM144 85V87L145 88H147L146 86ZM163 85V84H162ZM140 87V86H139ZM75 89V88H74ZM105 89V88H104ZM193 89V88H192ZM191 89V90H192ZM195 89V88H194ZM9 90V89H8ZM109 90H112V89H109ZM163 90V89H162ZM191 90H188V92L190 91V92H192ZM11 91V90H10ZM108 91V90H107ZM140 91H141V88H139V93H140ZM68 92V91H67ZM105 92V91H104ZM142 92H144L145 93V91L142 89ZM162 92V91H161ZM160 92V93H161ZM188 92H186V93H188ZM190 92H189V94H190ZM65 93H66V91H65ZM69 93V92H68ZM102 93V92H101ZM7 94H8V92H7ZM56 94H57V92H56ZM137 94V93H136ZM146 94V93H145ZM148 94V93H147ZM157 94L159 95V93L157 92ZM58 95V94H57ZM67 95V94H66ZM101 95V94H100ZM140 95V97L143 95V94H139ZM160 95H162V94H160ZM160 95H159V99H160ZM8 95H5V97H7ZM12 96V95H11ZM62 96V98L57 102L56 101V104L55 103H50V105H49V107L51 108V106H53L54 104V106L51 108L52 110H50L49 109V111L53 114V115H51V117H52V122L54 123V119H55V122H56V125H57V129H58V131H59V133H61V135H59V137H60V140H62V142H61V144H60V146H62L61 147V149H62V151H63V153H64V148H65V152H66V155H65V153H64V156H63V154H62V156H63V159H65V163L64 162H61V164L63 165H59V166H62V167H59V168H65V175H64V180H65V187H64V190L62 191H56V193L58 194L57 196H59V198L61 199L60 201H62V200H64L65 199V197L67 196L66 195V193H67V187H69V186H72V185H74V183H75V175H74V170H72V165H71V156H72V149H73V146L75 145V140H76V134H75V130H76V128L78 127V124H79V110H78V105H77V103H76V101H74V100H72V99H69V98H67V97H65V95H61ZM73 96V95H72ZM127 96V97H126ZM137 96V95H136ZM144 96V95H143ZM142 96V97H143ZM147 96V95H146ZM145 96V97H146ZM163 96V95H162ZM4 97V96H3ZM151 97H153V96H151ZM8 98V97H7ZM49 98H51V97H49ZM53 98V97H52ZM56 98V97H55ZM74 98V97H73ZM129 98H132V97H129ZM134 98V97H133ZM162 98V97H161ZM177 98V97H176ZM176 98H174V100H173V102H172V100L170 101L172 104L170 105L169 103H168V105H170L171 107H174L175 108V111H177V113L178 112H181V108H183L181 105H182V103L180 104V102L179 101H177V100H175ZM141 99V101L143 100V104H144V102L146 101V98H140ZM155 99V98H154ZM3 100H4V98H3ZM50 100V99H49ZM52 100V99H51ZM50 100V101H51ZM155 100H158V99H155ZM162 100V99H161ZM5 101H6V99H5ZM126 101V102H125ZM147 101H148V99H147ZM49 102V101H48ZM104 102V101H103ZM135 103L134 104H136V100L134 101ZM138 102V101H137ZM153 102H154V100H153ZM158 102V101H157ZM146 104L145 105H143L142 103L140 104V105H142L141 107L143 108V106L146 108L147 106L146 105H148L149 103L148 102H145ZM148 103V104H147ZM51 104H53V105H51ZM102 105V104H101ZM133 103L129 106V108H128V106H127V108L130 110V107L131 108H133ZM167 105V104H166ZM135 106H137V104L135 105ZM149 106V105H148ZM3 107H1L0 106V108L2 109ZM101 107V106H100ZM7 108V109H6ZM45 108V107H44ZM120 108H125L126 109V112L124 113V111L123 110H119ZM151 108H152V106H151ZM150 108V109H151ZM208 108V107H207ZM0 109V113H2L1 110ZM115 109H117V110H115ZM135 109V108H134ZM134 109H132V111L134 110ZM138 109H141V108H138ZM149 109V108H148ZM148 109H146L148 112L150 111V110H148ZM45 110H46V108H45ZM128 110V111H129ZM143 110V109H142ZM141 110V111H142ZM145 110V109H144ZM203 110V109H202ZM48 111V112H49ZM131 111V113H130V115H132V113L134 112H136V111H138L139 112V110H135V111H133L132 112ZM146 111V112H147ZM174 111V109L172 110V112ZM174 111V113H176ZM206 111V110H205ZM121 112V113H122ZM138 112H136V113H138ZM170 112V111H169ZM168 112V113H169ZM197 112V111H196ZM196 112H192L191 111V108H187L185 111H183V112H181V121H180V127L178 128V129H180V131L183 133V135L181 134V132H180V134L182 135V137H184V134H190L191 135V133L193 134V127L191 126V123H193V121H191V118L194 116V114L193 113H196ZM202 112H204V111H202ZM207 112V111H206ZM116 113H117V115H116ZM134 113H133V115H134ZM140 113V112H139ZM138 113V114H139ZM142 113V115H143V112H141ZM140 113V114H141ZM145 113V112H144ZM171 113V112H170ZM50 114V113H49ZM147 114V113H146ZM166 114V113H165ZM98 115V116H99ZM120 115V114H119ZM129 115V116H130ZM114 116H115V118H114ZM126 116V118H128ZM192 116V117H191ZM117 117V118H116ZM0 118V119H1ZM54 118V119H53ZM126 118H124V120H127ZM130 118V117H129ZM128 118V120H130ZM222 118V117H221ZM221 118H218V120L219 119H221ZM7 119V120H6ZM107 119V118H106ZM106 119H103L104 121H105V123H108V122H106L107 120ZM121 119V118H120ZM194 121H195V118L193 117L192 118ZM2 120V121H3ZM50 120V121H51ZM127 120V121H128ZM196 120H198V119H196ZM190 121H191V123H190ZM3 123V122H2ZM8 123V122H7ZM116 123V122H115ZM125 123V122H124ZM204 123V122H203ZM208 123V122H207ZM206 123V124H207ZM49 125L50 123H46L45 125ZM200 124V123H199ZM212 123H210L209 122V125H211ZM0 125H1V123H0ZM27 125H29L30 126V128H29V130H28V128H25V127H27ZM46 126V127H49V126ZM111 125H107V127L109 128ZM193 125V124H192ZM198 125V124H197ZM33 126V125H32ZM199 126V125H198ZM2 126H0V129H2L1 128ZM17 129H16V128ZM44 127V126H43ZM107 127H105V129L107 128ZM114 127V126H113ZM200 127V126H199ZM201 127H204V125L203 126H201ZM12 128V127H11ZM52 128H54L55 129V127L54 126H52ZM98 128H100V125H99V127ZM110 128H112V127H110ZM10 129V128H9ZM12 129V130H13ZM18 129H19V131L20 132H18ZM32 129V128H31ZM54 129H51V131L52 130H54ZM79 129V128H78ZM77 129V130H78ZM102 129V128H101ZM195 129H199V128H195ZM21 130H23V131H21ZM41 130H42V128H41ZM46 130H48V131H50V129L49 128H47ZM107 131H108V129H106ZM105 130V131H106ZM200 131H203V129H199ZM16 131H17V133H16ZM32 131V130H31ZM105 131H103V132H105ZM13 132V133H14ZM25 132V133H26ZM44 132V131H43ZM52 132H54V131H52ZM99 132V131H98ZM97 132V133H98ZM100 132H101V130H100ZM111 132V131H110ZM196 132H197V130L194 132L195 134H196ZM24 133V134H25ZM50 133V132H49ZM198 133V132H197ZM10 134V133H9ZM45 134H48V133H46V131H45ZM103 134H105V133H103ZM26 135V134H25ZM110 135V137L113 135L112 134V132L110 133V134H105V136H106V139H105V137L103 138V140L104 141H102V142H104V144L107 146V147H110V148H106V150H104V151H106L105 152V154L107 153L108 154V156H106V157H110L111 159H115L116 158V154L118 153H116L115 152V150H116V148L114 147V148H112L111 147V144H113L114 145V141H116V140H114V139H116V138H114V136L113 137H108ZM9 136H12V135H9ZM16 136H18V135H16ZM15 136V137H16ZM23 134H22V137L21 138H23ZM56 136V135H55ZM102 136H104V135H102ZM19 137H17V140H18V138ZM107 137L111 140H109V139H107ZM187 137H189V136H187ZM187 137H184L185 139L187 138ZM26 138V137H25ZM48 138V137H47ZM47 138H44V137H39V139H41V141H45V143L47 142V143H49V144H51V142H52V140H53V138L51 137L50 139H51V141H48V139ZM56 138H58V135H57V137ZM14 139V138H13ZM27 139V138H26ZM34 139V138H33ZM55 139V138H54ZM16 140V139H15ZM24 140V139H23ZM58 141H60L59 139H57ZM77 140H79V139H77ZM5 141H7V139L5 140ZM35 141H36V139H35ZM34 141V142H35ZM82 141V140H81ZM8 142H10V140L8 141ZM14 142H16L17 143V141H14ZM18 142H19V140H18ZM20 142H23V141H20ZM36 142H38V144H35ZM34 144L35 145H37L36 146V149H38V147H42L43 145V143H39V141H36ZM79 142V141H78ZM113 142V143H112ZM24 143V142H23ZM45 143H44V145H45ZM46 143V144H47ZM53 143H54V141H53ZM52 143V145H55V144H53ZM55 143H56V141H55ZM184 143H186V142H184ZM20 144V143H19ZM56 144H58V143H56ZM64 146H63V145ZM90 144V143H89ZM21 145V144H20ZM40 145V146H39ZM42 145V146H41ZM51 145V146H52ZM80 145V144H79ZM184 145V144H183ZM186 145H187V143H186ZM58 146H59V144H58ZM58 146H57V149H60V146H59V148H58ZM3 147V146H2ZM11 147V146H10ZM13 147V146H12ZM44 147V146H43ZM42 147V148H43ZM46 147V146H45ZM44 147V149H46L47 147H48V145H47V147L45 148ZM87 147V149L89 148L88 147V145L86 146ZM186 147H188V145L187 146H185L184 145V149L186 148ZM49 148V147H48ZM47 148V149H48ZM53 148H56V146L55 147H53ZM19 149H21L22 150V146H21V148H19ZM83 149V148H82ZM90 149V148H89ZM100 149H102V148H100ZM179 149H180V147H179ZM190 148H188V150H189ZM192 149V148H191ZM191 149L189 150L190 151V153H189V151L187 152V150H186V152H185V154H184V156H186V154L187 153H189V154H191L192 153V151H191ZM201 149V148H200ZM200 149L198 150L199 152H200ZM3 150V149H2ZM20 150V151H21ZM51 150V149H50ZM77 150V149H76ZM81 150V149H80ZM103 150V149H102ZM196 150H197V146H196V149L195 148H193V152L195 151V154L197 153L196 152ZM203 149H201V151H202ZM16 151V150H15ZM33 151V150H32ZM37 151H40V149L39 150H37ZM36 151V152H37ZM59 151V150H58ZM61 151V152H62ZM84 151V150H83ZM181 151V150H180ZM17 152H19L18 150H17ZM16 152V153H17ZM60 152V151H59ZM60 152V153H61ZM75 152V151H74ZM73 152V153H74ZM78 152V151H77ZM80 152H82V151H80ZM182 152V151H181ZM180 152V153H181ZM15 153V152H14ZM40 153V152H39ZM41 153H43V154H48V155H46L45 154V157L47 156V158H49L50 156H49V152L47 151V152H41ZM51 153V152H50ZM101 153V152H100ZM116 153V154H115ZM177 153H178V151H177ZM179 153V154H180ZM13 154V153H12ZM19 154V153H18ZM27 154V153H26ZM34 154V153H33ZM32 154V155H33ZM43 154H41L42 156H43ZM52 154L53 155H56V154H54L53 152H52ZM52 154H51V156H52ZM78 154H79V152H78ZM102 154V153H101ZM182 154V153H181ZM180 154V155H181ZM189 154H188V156H186V163L187 162H189L190 160H191V158H189ZM201 154H205L204 153V151H203V153L202 152H200V154L199 155H201ZM208 153H206V155H207ZM34 155H38V153L36 154H34ZM60 155V154H59ZM80 155H81V153H80ZM83 155V154H82ZM192 155H194L193 153L190 155V156H192ZM197 155V154H196ZM241 155V154H240ZM239 154H238V159L241 157L242 159H243V157H245V159H244V161H243V165H241L240 163H241V160L240 161H238V163H235V165L233 166V167H235L236 166V164H237V166L239 165V167H241V169H247L248 167L245 165V163L248 161V162H250L251 161V155L249 154V153H244L243 155H241L240 156ZM49 156V157H48ZM62 156H60V158L62 157ZM181 156H183V154L181 155ZM202 156V155H201ZM36 157V156H35ZM38 157H41V156H38ZM53 157V156H52ZM51 157V158H52ZM77 157H78V155H77ZM99 157V156H98ZM193 158L194 157H196V159L197 160H199V161H202L203 159H202V157H199V156H192ZM199 157V158H198ZM203 157H205V156H203ZM233 157V156H232ZM231 157V158H232ZM2 158H3V156H2ZM28 158V157H27ZM42 158V157H41ZM187 158H189V160H187ZM200 158L202 159V160H200ZM206 158H207V156H206ZM36 159V158H35ZM40 159V158H39ZM46 159V158H45ZM63 159H61V160H63ZM183 159V158H182ZM196 159H194V161H193V159L191 160V162H195V164L197 163V160ZM233 159L235 160V162H236V159L237 158H232V162H231V159H229L227 162H222V163H225V165L224 164H222L221 162H220V164H219V166L220 167H217V169H219L220 168V170H219V175L217 174L218 172H217V169H216V176L218 177V179L217 180H215V178H216V176L214 177V181H215V183L212 181V183H213V185L216 187V189H215V187H212V183H209L210 184V186H209V184H208V182H207V185L208 186H206V183L205 182H201L200 184H201V186L202 185H204V186H206V188H205V190L208 192V190H207V188L209 189V191H215V192H213V193H216V191H217V193H219V194H222L224 191L226 192V194H224L225 196H222V197H218V196H220L219 194H216V195H214V197H215V199H223V197H224V201H222V200H220L221 201V203L218 201L217 203L215 202V199H214V197H212L214 200H212V198L210 199V201H213L212 203H213V206L215 205V204H223V202H224V204H223V207H227L226 209H228V211L227 210H225V211H223V209H220L219 207L220 206H217V205H215L214 207L216 208H218V209H220V210H222L221 212L223 213V212H226L227 211V214L225 213V217L227 218V216H228V218H230V216H229V210L230 209H232V207H234L231 211V213L232 214H230V215H233V217L235 218V221H236V219H237V223L240 221V219H243L244 221L243 222H245V223H242L243 225H248V224H254V222H255V219L257 218V216L259 215V213H260V211H261V208L264 206V178H262L261 177V173H264V166H262V164H261V162H259L260 164H261V166H257V171H258V174H256L253 178H251V176H250V178L247 176L246 178H244L243 177V179L241 178V176H239L240 177V179L238 180V181H236L237 183L235 184H232V181H233V178H235L236 176H234V175H236V174H234V173H236V171H233L234 173H229V172H227V171H224V170H222L221 171V167L224 165V166H226L227 167V169L229 168L230 169V164L232 163V165H233V163H234V161H233ZM237 159V160H238ZM2 160V159H1ZM32 160H34V159H32ZM49 160V159H48ZM60 160V161H61ZM116 160V159H115ZM196 160V161H195ZM205 160V159H204ZM3 161V160H2ZM1 161V162H2ZM177 161H178V163L181 161H179L178 159H177ZM198 161V164H200V162ZM213 161V160H212ZM246 161V162H245ZM264 161V160H263ZM262 161V162H263ZM30 162V161H29ZM73 162V161H72ZM183 162V161H182ZM181 162V163H182ZM229 162H230V164H229ZM240 162V163H239ZM36 163V162H35ZM214 162H212V164H213ZM264 163V162H263ZM2 164H3V162H2ZM77 164V163H76ZM191 164H194V163H191ZM191 164H187V165H189V166H186L185 165V162H184V164H174L175 165V168L177 169V168H179L177 165H179L180 166V168L183 166V165H185L184 167L186 168V169H188V167H192V165ZM216 164H218V162H215L214 164H213V166L215 165V167L214 168H216ZM255 164V163H254ZM259 164V165H260ZM6 165V164H5ZM115 165V164H114ZM113 165V166H114ZM117 165H125V164H123V161L121 162H118L117 163ZM117 165H115L114 167H116ZM173 165V166H174ZM201 165V164H200ZM203 165H204V161H203ZM202 165V167H204ZM222 165V166H221ZM241 165V166H240ZM245 165V167H243ZM3 166V165H2ZM16 166V165H15ZM25 166V165H24ZM177 166V167H176ZM212 166V165H211ZM224 166L222 167V168H224ZM249 166V165H248ZM254 166V165H253ZM256 166V165H255ZM26 167V166H25ZM119 167V166H118ZM190 167V168H191ZM197 167H198V165H197ZM201 167V166H200ZM208 167H210V166H208ZM237 168V169H240V168ZM252 167V166H251ZM27 168V167H26ZM113 168V167H112ZM117 168V167H116ZM183 169L182 168V170L183 171H185L186 169ZM195 168V166L193 167V170H190V171H192L191 173H189V177H195L196 175H194L193 176V174L192 173H196V171L195 170H198L199 168H196V169H194ZM213 167H212V169H214ZM232 168V167H231ZM204 169V168H203ZM209 169H211V168H209ZM58 170L59 169H57L55 172H56V174L58 175ZM64 170V169H63ZM110 170H112V169H110ZM109 170V171H110ZM117 170V169H116ZM181 170V171H182ZM215 170V169H214ZM232 170H235V168L233 169L232 168ZM253 170V169H252ZM0 171H1V168H0ZM14 171V170H13ZM113 171V170H112ZM115 171V170H114ZM180 171V170H179ZM180 171V173H182ZM209 172V171H212V170H205V171H203L202 170V172ZM221 171V172H220ZM231 171V170H230ZM108 172V171H107ZM116 172V171H115ZM118 172V171H117ZM254 172V171H253ZM1 173V172H0ZM4 173V172H3ZM60 173V172H59ZM76 173V172H75ZM110 173V172H109ZM14 174V173H13ZM111 174V173H110ZM175 174H178V171L175 173ZM184 174V173H183ZM186 174V173H185ZM191 174H192V176H191ZM206 174V175H205ZM208 174H211V173H203V175H205V176H203L202 174H200L199 173V179H200V177H207L208 176ZM231 174H234L233 176H230ZM249 174V173H248ZM251 174V173H250ZM253 174V173H252ZM3 175V174H2ZM22 175V174H21ZM119 175V172H118V174H117V176ZM172 175V174H171ZM188 175V174H187ZM201 175V176H200ZM215 175V174H214ZM213 175V176H214ZM246 175V174H245ZM0 176H1V174H0ZM63 176V175H62ZM106 176V175H105ZM173 176V175H172ZM178 177L177 178H175V179H177L176 181L178 182H180L181 180H182V178L181 177H179L180 175H177ZM185 176V175H184ZM213 176H209L210 178L209 179H211ZM3 177V176H2ZM2 177H0V178H2ZM183 177V176H182ZM188 177V178H189ZM202 177V178H203ZM220 177V178H219ZM238 177V176H237ZM13 178V177H12ZM18 178V177H17ZM173 178V177H172ZM180 178H181V180H180ZM16 179V178H15ZM61 179V178H60ZM59 179V180H60ZM149 179V178H148ZM179 179V180H178ZM187 179V178H186ZM190 179V178H189ZM188 179V180H189ZM194 179V178H193ZM192 179V180H193ZM195 179L196 180H199L197 177H195ZM207 179V178H206ZM208 179V180H209ZM221 180V182L219 181V183H217L216 181H218V180ZM12 180V179H11ZM63 180V179H62ZM124 180V179H123ZM126 181H127V179H125ZM146 181H147V179H145ZM144 180V181H145ZM187 180V181H188ZM192 180L190 179L189 180V182H188V184L191 182V185H192V183H195V182H192ZM212 180V179H211ZM60 182H62L61 180H60ZM124 182V181H123ZM123 182H122V185H123ZM147 182H149V181H147ZM175 182V181H174ZM183 182H184V180H183ZM198 181H196V183H197ZM200 182V181H199ZM1 183V182H0ZM144 183V182H143ZM185 183H187L186 181H185ZM196 183H195V185H196ZM202 183H205V184H202ZM221 183V184H220ZM63 184V183H62ZM125 184L126 183H124V186H125ZM199 183H197V187H198V185H200ZM216 184H220L221 185V187L224 189L223 190V192L222 193H220L221 191H219L218 192V190H217V188L219 189V190H221V187H220V185H216ZM122 185H120V187H119V189L121 188V187H123V189L124 188H126V186L124 187V186H122ZM177 185V184H176ZM183 185H185V184H183ZM182 185V186H183ZM187 185V184H186ZM185 185V186H186ZM194 185V184H193ZM190 186L189 187V185H187V187H185L184 189H188V191H186V190H183V188L181 189V192L179 193L180 194V197H181V195H182V198H180V197H177V198H179L180 200L179 201H181L184 197V199L183 200H185L184 201V203H186V199H188L190 196V193L192 192V187H193V191L194 190H196V191H198L199 192V190H200V188H201V186H199L198 188H199V190H198V188L196 187L195 188V186ZM64 186V185H63ZM178 186H181V185H178ZM204 186L202 187V190H204L203 188H204ZM10 187V186H9ZM172 187H173V185H172ZM65 188H67V189H65ZM173 188H175V186L173 187ZM191 189V191H190V189ZM213 190H212V189ZM70 189H71V187H70ZM69 189V190H70ZM121 190V189H120ZM174 190V189H173ZM182 190L184 191L183 193H185L184 194V196H183V194H182ZM65 191V192H64ZM170 191V190H169ZM172 191V190H171ZM69 192H71V191H69ZM173 192V191H172ZM119 192H117V195H119L118 194ZM209 193H211V192H209ZM69 194V193H68ZM189 194V195H188ZM192 194V193H191ZM197 195V192H196V194L194 195V196H196ZM205 195V194H204ZM119 196H121V194L119 195ZM119 196H117V197H119ZM186 196H188V198H186ZM193 196V195H192ZM212 196V195H211ZM200 197V196H199ZM217 197V198H216ZM50 201L48 202V199H47V202H45L47 205L44 207V208H46V210H47V208L49 207L50 208V205L52 206L53 205V207H54V203H55V205L57 206L58 204L60 205L59 207H61V206H63V205H65V204H63V202H62V204H60V202H55L54 201V199L56 198V197H54V198H52L51 196L50 197H47ZM119 198H122V197H119ZM194 198V197H193ZM190 199V198H189ZM188 199V200H189ZM39 200L40 199H38L37 201L38 202H36V203H39L40 204V202H39ZM43 200V199H42ZM57 200H59V199H57ZM56 200V201H57ZM183 200H182V203H183ZM43 201H45V200H43ZM52 201H54V203L52 202ZM75 201V200H74ZM123 201V200H122ZM202 201H206L205 199L204 200H202ZM52 204H51V203ZM67 202V201H66ZM76 202V201H75ZM74 202V203H75ZM125 202V201H124ZM161 202V201H160ZM169 203V201H166V199H165V202L164 203ZM190 202V201H189ZM194 203H192V201L190 202V203H192L191 205H194L195 204V201H193ZM201 202V201H200ZM44 203V202H43ZM49 203V204H48ZM74 203L72 204L76 209H77V205H78V202H77V205H74ZM187 203H188V201H187ZM190 203H188V204H190ZM198 204H199V202H197ZM196 203V204H197ZM203 203V202H202ZM211 203V202H210ZM209 203V204H210ZM212 203L210 204V205H212ZM39 204H38V207H39ZM118 204V203H117ZM120 204V203H119ZM180 204H181V202H180ZM179 204V206H181ZM205 204V203H204ZM203 204V205H204ZM42 205V204H41ZM44 205V204H43ZM49 205V206H48ZM200 205V204H199ZM199 205H196L197 207L199 206ZM202 205V204H201ZM73 206H72V209H73ZM209 205L207 204V207H208ZM212 206V207H213ZM222 206V205H221ZM32 207V206H31ZM42 207V206H41ZM58 207V206H57ZM184 207V206H183ZM183 207H180V208H183ZM195 207V206H194ZM196 207V208H197ZM200 208H202L201 206H199ZM206 207V206H205ZM206 207V208H207ZM211 207V208H212ZM176 208V207H175ZM190 208H193V206H189V210H190V212H192L193 213V209H190ZM205 208V209H206ZM209 209H211L210 208V206L208 207ZM214 208V209H215ZM39 209H40V207H39ZM38 209V210H39ZM209 209H207V211L205 210V212H207V213H205L204 214V208H203V210H202V214L201 215H199V216H201V218L203 217V216H208L209 217V215H210V213L211 214H213L214 212L212 211V210H214L213 208L211 209V210H209ZM217 209V210H218ZM42 210V209H41ZM67 209H65L64 210V213H66L65 211H66ZM118 210H120L119 208H116L114 211L115 212H117ZM220 210H218V211H215V212H217V213H219L218 215L221 217H223L224 215H221V213L219 212ZM173 211H175L174 209H173ZM179 211V209H177V211H175V215L176 216H172V218H170L171 217V215H172V213L173 212H164L165 213V215L166 214H168L169 215V219H172L171 221L172 222H170V220H169V222L170 223H168V220L166 221V217L165 216H163V214L164 213H162V211L160 212L161 214H160V216H159V218H158V215L156 216L155 215V217L154 218H152L151 220H153L154 219V221H152L153 222V224H155V222H156V224L155 225H157V227H156V230H157V228H158V226H161V225H158V223L160 222V220H161V222H162V217H165V220H163V222H165V223H167V224H170V225H165L164 226V228L163 227H161L162 228V230L160 231V232H157V234L155 233V236H151V235H153V233H150V232H152L153 230H155V227H152L153 229H151L150 228V226L148 227V225H151V224H149V221L146 223V222H144V223H142V224H144V225H146V227H144L145 229H148L149 228V230H147V231H149L148 233H150L149 234V238H147L148 237V235L146 236V237H144L143 239H145L146 240V238L148 239V242H146V245L144 246V248H141L140 250H139V252H138V254L136 255V257L135 258H133V264H212V262H213V264H215V262L216 261H212L211 262V255L213 254L212 253V251H214L213 249H212V247H211V244H210V240H209V238L208 237H206V235H204V228H206L205 226H204V224L206 225V222H204V220L202 221L201 219H197V221H196V219H194L193 221H189V222H186V219L184 218L185 217V213H187L188 212V208L186 209H184V214H183V216H182V221H179V220H176L177 222H175V219H173V217L175 218V217H178L177 216V214L178 215H181V211H183V209L182 210H180V212H178ZM187 211V212H186ZM197 211V210H196ZM195 211V212H196ZM212 211V212H211ZM233 212H234V214H233ZM42 213H43V210H42ZM121 213V212H120ZM183 213V212H182ZM197 213H198V211H197ZM196 213V214H197ZM187 214H189V213H187ZM187 214H186V217H187ZM195 214V215H196ZM199 214V213H198ZM42 215V214H41ZM173 215H174V213H173ZM43 216L44 215H42V218H43ZM128 216V215H127ZM191 215H189V218H192V217H190ZM198 216V217H199ZM210 216H214V214L213 215H210ZM66 217H68V216H66ZM148 217H150V215L148 216ZM147 217V218H148ZM159 219V222L157 221L158 219ZM181 217V216H180ZM232 216H231V219H234ZM140 218V217H139ZM151 218V217H150ZM196 218V217H195ZM226 218H224L223 217V221H224V219H225V221H226ZM157 219V220H156ZM164 219V218H163ZM183 219L185 220V221H183ZM188 219V218H187ZM204 219H206V218H204ZM231 219H230V221H231ZM156 220V221H155ZM211 220V219H210ZM261 220V219H260ZM136 221H138V220H136ZM141 221V220H140ZM146 221V220H145ZM207 221H208V219H207ZM230 221H229V223H230ZM158 222V223H157ZM162 222V223H163ZM261 222V221H260ZM161 223V224H162ZM229 223H228V225H229ZM236 223V222H235ZM241 223V222H240ZM264 223V222H263ZM148 224V225H147ZM207 224H209V221L207 222ZM230 224H233L232 223V221H231V223ZM242 224H240V225H237V226H242ZM152 226V225H151ZM253 226V225H252ZM135 227V226H134ZM137 227H139V226H137ZM246 227V226H245ZM250 227V226H249ZM11 228H13V227H11ZM131 228H133V227H131ZM234 228H236V227H234ZM234 228H231V229H233L234 230ZM242 228H244V226L242 227ZM247 228V227H246ZM251 228V227H250ZM249 228V230L250 231H256V228H253V229H250ZM135 229V228H134ZM238 229L239 228H237V231H238ZM13 230V229H12ZM232 230V231H233ZM116 232V231H115ZM142 232V231H141ZM248 233V232H247ZM253 233V232H252ZM264 233V232H263ZM121 234V233H120ZM233 234V233H232ZM231 234V235H232ZM11 234L10 233H8L6 230H4L2 227H1V224H0V237H1V241H6V239H4V238H6V237H8V236H10ZM116 235H118L117 234V232H116ZM245 235H246V233H245ZM244 235V240L246 239V236ZM248 235V234H247ZM118 237H119V235H118ZM121 237H122V234H121ZM230 237V238H229ZM142 238V237H141ZM228 238L231 240L232 239V241H233V237H231L230 235L228 236ZM227 238V239H228ZM255 238V237H254ZM139 239V238H138ZM229 239H228V241L227 242H225L224 244L226 245V246H228V245H230V243L229 242H231V241H229ZM129 240V239H128ZM256 240H258L257 238L256 239H250V241H248V243L247 244H249L251 247L255 244V242H256ZM139 241V240H138ZM242 241H243V239H242ZM246 241V240H245ZM259 241V240H258ZM135 242V241H134ZM136 242H137V240H136ZM234 242V241H233ZM232 242V243H233ZM2 243V242H1ZM140 243H141V241H140ZM227 243H229V244H227ZM231 243V244H232ZM144 244H145V242H144ZM132 245V244H131ZM135 245V244H134ZM138 245H140V246H138V247H141V245H142V243L141 244H138ZM256 245V244H255ZM238 245H236V247H237ZM224 247V246H223ZM129 248V247H128ZM136 249H138L137 247H135ZM214 248V247H213ZM229 247H225V249H228ZM134 249V248H133ZM224 249V248H223ZM237 249H239V247L238 248H232V245H230V251H232L233 250V252H234V250L235 251H237ZM251 249V248H250ZM255 249V248H254ZM129 250V249H128ZM229 250V249H228ZM130 251H131V249H130ZM138 251V250H137ZM224 251V250H223ZM226 251V250H225ZM128 252V251H127ZM232 252V253H233ZM238 252V251H237ZM236 252V253H237ZM124 253H126V251L124 252ZM123 253V254H124ZM212 253V254H211ZM239 253V252H238ZM237 253V254H238ZM262 253H264V248H262V249H259V258H260V256H261V258L260 259H262V260H260V259H258V261L260 260V261H262L263 262V260H264V257H263V255H262ZM128 254H129V252H128ZM132 253H130V255H131ZM224 254L226 255L227 254V251L226 252H224ZM224 254H222V256L224 255ZM231 254V252L230 253H228V255H230ZM236 255V254H235ZM244 255V254H243ZM123 256V255H122ZM126 256V255H125ZM214 257V256H213ZM230 257H232V255H230ZM229 257V259H231ZM235 257V256H234ZM239 257V256H238ZM263 257V258H262ZM125 258V257H124ZM224 258V257H223ZM237 258V257H236ZM248 258V257H247ZM131 259V258H130ZM246 259V258H245ZM224 261L226 260L225 258L223 259ZM223 260L221 261V263H219V264H223ZM228 260V259H227ZM238 261V263H236V261H235V263L236 264H241L242 263V261H241V256H240V258H239V260H237ZM252 261V259H247V261L245 262V264H250V262ZM232 262H233V260H232ZM261 262V263H262ZM230 262H229V260H228V263H226V264H229ZM234 263V264H235ZM216 264H218V261H217V263ZM264 264V263H263Z\"/></svg>", "mask_w": 264, "mask_h": 264}]
</instances>
